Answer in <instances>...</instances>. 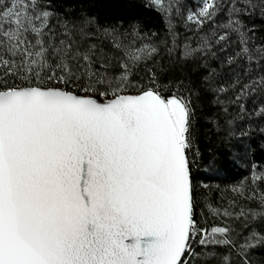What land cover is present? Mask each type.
Segmentation results:
<instances>
[{
    "label": "snow or ice",
    "instance_id": "6c2138e0",
    "mask_svg": "<svg viewBox=\"0 0 264 264\" xmlns=\"http://www.w3.org/2000/svg\"><path fill=\"white\" fill-rule=\"evenodd\" d=\"M142 2L0 0V264H264V0Z\"/></svg>",
    "mask_w": 264,
    "mask_h": 264
},
{
    "label": "trees",
    "instance_id": "16d2710c",
    "mask_svg": "<svg viewBox=\"0 0 264 264\" xmlns=\"http://www.w3.org/2000/svg\"><path fill=\"white\" fill-rule=\"evenodd\" d=\"M137 8L130 11H125L121 13L126 19L135 18L138 19L143 23L146 29L156 30L161 34L164 31V21L159 13L154 11L151 8H147L143 6L142 0H136ZM248 139L245 138L244 142H234L236 145V149L241 151V155L243 156V148L244 143H247ZM260 142L259 135H255L251 139L252 146L257 148V151L251 155L244 156L242 163H237L235 167H229L228 169V176L230 179L228 180H218L212 182L213 188H215L216 183H220L221 187H226L228 184L238 182L244 175L248 172V165L252 162H257L264 164V154H262L258 148V144ZM219 141L217 140L216 136L210 135L209 138L203 139L201 142V150L204 153V160L203 163L207 164L209 159H211L212 154L214 152H221L223 156L221 157L222 160H226L231 163V157L228 154L227 150L224 148H218ZM210 202L216 203L219 199V195L215 192L210 193ZM207 211V209H205Z\"/></svg>",
    "mask_w": 264,
    "mask_h": 264
},
{
    "label": "rangeland",
    "instance_id": "374dc122",
    "mask_svg": "<svg viewBox=\"0 0 264 264\" xmlns=\"http://www.w3.org/2000/svg\"><path fill=\"white\" fill-rule=\"evenodd\" d=\"M186 2H189V3L194 4L195 3V0H186Z\"/></svg>",
    "mask_w": 264,
    "mask_h": 264
}]
</instances>
